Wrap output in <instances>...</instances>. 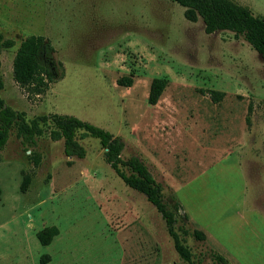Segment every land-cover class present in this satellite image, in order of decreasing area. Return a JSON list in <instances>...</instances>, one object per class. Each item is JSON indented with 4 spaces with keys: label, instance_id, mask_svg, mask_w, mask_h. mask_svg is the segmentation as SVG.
<instances>
[{
    "label": "rangeland",
    "instance_id": "374dc122",
    "mask_svg": "<svg viewBox=\"0 0 264 264\" xmlns=\"http://www.w3.org/2000/svg\"><path fill=\"white\" fill-rule=\"evenodd\" d=\"M232 1L264 17V0ZM184 12L173 0H0L13 41L0 55V96L29 118L70 114L119 136L123 157L141 159L162 185L196 264H264V59L243 36L207 33ZM32 34L49 38L65 67L40 95L13 77L15 52ZM130 74L132 86L118 84ZM155 77L168 83L150 104ZM80 141L86 155L67 156L64 140L45 131L35 166L11 131L0 150V264H190L100 142ZM51 225L59 233L41 245L37 233Z\"/></svg>",
    "mask_w": 264,
    "mask_h": 264
},
{
    "label": "trees",
    "instance_id": "16d2710c",
    "mask_svg": "<svg viewBox=\"0 0 264 264\" xmlns=\"http://www.w3.org/2000/svg\"><path fill=\"white\" fill-rule=\"evenodd\" d=\"M185 7L184 15L190 21L202 18L205 31L213 33L218 30H229L236 36L244 39L264 59V17L255 15L245 5L232 0H173ZM13 45V41L6 39L0 26V55L5 47ZM56 49L51 40L41 34H32L25 37L19 44L13 59V77L26 89L30 95H40L47 91L50 85L62 79L65 75L64 63L55 56ZM1 67V58H0ZM133 76H123L118 84L130 87ZM168 83L167 78L155 77L151 81L148 102L156 104ZM4 87L0 73V92ZM215 100H219L223 92L209 90ZM15 130L35 166L41 163V154L32 148L37 144V138L48 131L52 140H64V152L67 156L83 158L86 148L81 143L83 136L96 138L105 150L106 161L116 174L131 188L145 194L157 210L162 213L167 230L173 239L175 249L185 261L196 264L193 253L185 243L177 226V213L169 208L164 201L162 185L155 179L147 165L138 157L124 158L122 153L124 142L119 136L85 121L77 116L61 113L39 114L32 118L27 117L25 111H19L7 106L0 96V150H2ZM31 181V174L27 173L22 182L21 190L26 191ZM184 234L188 229L181 226ZM59 233L55 225L46 226L38 231L37 237L41 245H49ZM199 239H205L206 234L200 229L192 232ZM217 258L225 263L227 259L222 255ZM47 258L43 256L42 262Z\"/></svg>",
    "mask_w": 264,
    "mask_h": 264
}]
</instances>
